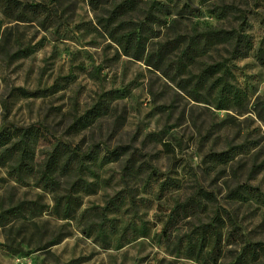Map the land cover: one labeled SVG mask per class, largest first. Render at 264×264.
Returning a JSON list of instances; mask_svg holds the SVG:
<instances>
[{"label": "rangeland", "instance_id": "374dc122", "mask_svg": "<svg viewBox=\"0 0 264 264\" xmlns=\"http://www.w3.org/2000/svg\"><path fill=\"white\" fill-rule=\"evenodd\" d=\"M54 2L61 19L52 25L30 15L20 20L0 6V127L43 123L59 139L110 148L128 146L122 160L97 165L95 173L82 176L84 187L75 217L55 210V192L30 177L17 179L0 164V210L20 201H32L33 213L0 226V264H224L227 248L220 244L204 262L173 252L161 231L175 201L203 186L217 197L205 213L185 222H207L218 206L230 210L254 241L264 242V204L231 201L229 189L248 184L264 193V65L255 51L231 60L230 81L246 91L245 99L218 109L207 96L191 95L181 85L186 76L178 60L194 26L236 27L237 13L218 19L208 10L211 3L177 0L158 37L145 46L141 60L124 55L100 24L109 5L98 7L89 0H22ZM149 0H143L134 20L143 18ZM187 2L197 11L184 10ZM249 11L248 33L255 49L264 41V0H213ZM230 48L216 46L203 60L230 57ZM195 72V71H194ZM29 92H46L24 96ZM189 89V88H188ZM112 97L110 110L87 128L71 125L101 95ZM235 148V157L215 171L205 169L209 152ZM135 151L137 165L148 161L179 183L157 199L142 181L130 178L133 199L123 192V166ZM74 177H63L65 194ZM122 192L121 199H113ZM106 209L105 217L101 210ZM43 206V207H41ZM180 229L188 230L189 224Z\"/></svg>", "mask_w": 264, "mask_h": 264}, {"label": "trees", "instance_id": "16d2710c", "mask_svg": "<svg viewBox=\"0 0 264 264\" xmlns=\"http://www.w3.org/2000/svg\"><path fill=\"white\" fill-rule=\"evenodd\" d=\"M91 5L98 7L101 3L109 5L106 17H102L100 24L121 52L135 60H141L147 43L160 35L161 27L166 24L177 0H149L143 10V18L134 20L130 16L141 11L143 0H89ZM213 0H201L211 3L208 10L218 19H224L237 13L239 25L224 28L206 26L193 27L188 36V43L182 51L178 64L179 72L186 76L187 84L181 85L196 98L209 96L218 109H227L234 103L242 102L246 91L230 81L233 76L232 59H239L255 51L257 60L264 65V41L255 49L253 40L248 33L250 27L249 11L241 10L234 5L219 4ZM1 9L17 19L26 20L30 15L41 18L43 25H52L61 19L54 2H24L22 0H0ZM184 10L191 14L197 11L185 2ZM218 45L230 48V57L221 61L207 63L203 60ZM195 71V72H194ZM189 88V89H188ZM24 96H38L46 92H29L18 88ZM200 99V98H198ZM112 97L108 94L93 104L71 127L80 131L96 122L110 110ZM235 148L205 155L204 165L208 171H215L216 167L226 166L234 160ZM128 153V146L110 148L109 146L94 144L85 150L80 144L65 142L57 138L48 126L43 123H33L26 126L15 124L0 127V164L6 166L17 179L30 177L38 185L55 192V210L65 218L75 217L80 207L77 192L83 189L82 176L95 173L97 165L122 160ZM123 179L126 184L123 192L132 198L133 189L129 179L138 175L143 176V184L150 188L157 199L166 193L179 188L176 179L159 171L148 161L137 165L136 152L132 151L123 166ZM76 177L65 194H60L63 177ZM122 192H118L113 199H121ZM231 201L250 202L260 201L264 204V193L259 188L243 184L229 189L227 195ZM133 199V198H132ZM112 203L101 210L105 217V210ZM210 203H217V197L203 186H197L195 192L184 200L175 201L172 209L164 220L161 238L173 252L185 254L198 262L204 263L209 255L224 243L235 248H227L224 258L229 261L224 264H264V242L250 239L238 223L236 216L225 208L218 206L209 221L198 224L185 222L198 213H205ZM36 204L32 201H20L0 210V226H6L13 220L25 218L33 213ZM43 207V206H41ZM189 224L188 230L181 233L180 229ZM0 246L5 244L0 243Z\"/></svg>", "mask_w": 264, "mask_h": 264}]
</instances>
